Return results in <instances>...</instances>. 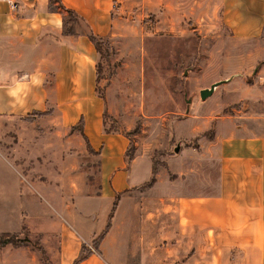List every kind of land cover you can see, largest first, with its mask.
Instances as JSON below:
<instances>
[{
  "label": "crops",
  "instance_id": "1",
  "mask_svg": "<svg viewBox=\"0 0 264 264\" xmlns=\"http://www.w3.org/2000/svg\"><path fill=\"white\" fill-rule=\"evenodd\" d=\"M14 1H0V233L28 240L0 245V264H44L33 243L49 264H264V0H217L233 108L187 147L199 155L158 172L103 130L95 91L86 33L108 36L127 0H59L86 28L70 34L46 0Z\"/></svg>",
  "mask_w": 264,
  "mask_h": 264
},
{
  "label": "rangeland",
  "instance_id": "2",
  "mask_svg": "<svg viewBox=\"0 0 264 264\" xmlns=\"http://www.w3.org/2000/svg\"><path fill=\"white\" fill-rule=\"evenodd\" d=\"M216 3L127 0L112 7L110 34L97 43L95 91L103 103V130L123 134L126 154L149 158L154 172L168 171L170 162L175 171L177 162L199 155L187 147L206 143L215 117L233 108L223 99L224 84L204 99L198 95L235 62ZM55 7L46 0V10ZM63 29L66 34L86 30L82 22ZM84 150L89 152L86 145ZM90 156L81 168L94 189L97 166Z\"/></svg>",
  "mask_w": 264,
  "mask_h": 264
},
{
  "label": "trees",
  "instance_id": "3",
  "mask_svg": "<svg viewBox=\"0 0 264 264\" xmlns=\"http://www.w3.org/2000/svg\"><path fill=\"white\" fill-rule=\"evenodd\" d=\"M55 2L56 7L55 9H52V11H57L59 13L67 14L68 17L67 18H63L62 20V27L64 28V26H72L76 23H78L80 17H78L72 10L65 8L63 5H61L59 0H52ZM65 31V30H64ZM87 38L90 40V42L93 44L94 48L97 51V43L99 42V40H102V37H98L96 35H94L91 31H88L86 33ZM96 73H97V69H96ZM75 126H79V129H82V119L80 118L78 120V122L75 124ZM89 152H92L91 149H89ZM127 157H129L126 154ZM130 158V157H129ZM108 225V222H107ZM28 239L26 237H18L17 234L15 233H0V245H3L5 243H12V244H17L19 242H25ZM36 250L40 253V255L42 256V260L44 264H49L46 260V258L44 257V253L43 250L40 246L36 245ZM84 256V253H80L72 262V264H75L78 260H80L82 257Z\"/></svg>",
  "mask_w": 264,
  "mask_h": 264
},
{
  "label": "water",
  "instance_id": "4",
  "mask_svg": "<svg viewBox=\"0 0 264 264\" xmlns=\"http://www.w3.org/2000/svg\"><path fill=\"white\" fill-rule=\"evenodd\" d=\"M234 76H235V74H231L226 78L219 79V80H216V81L210 83L208 87H204V88L199 89V91H198L199 98L204 99V98L208 97L213 92V90L216 86L230 81ZM189 101H190V99H186V103H189ZM187 111H188V107L185 108V112H187ZM177 150H178V145H175V147L173 148V151L176 152Z\"/></svg>",
  "mask_w": 264,
  "mask_h": 264
},
{
  "label": "built area",
  "instance_id": "5",
  "mask_svg": "<svg viewBox=\"0 0 264 264\" xmlns=\"http://www.w3.org/2000/svg\"><path fill=\"white\" fill-rule=\"evenodd\" d=\"M0 1L5 2L11 9H14L16 7V3L14 0H0ZM89 247L92 249L91 246Z\"/></svg>",
  "mask_w": 264,
  "mask_h": 264
},
{
  "label": "clouds",
  "instance_id": "6",
  "mask_svg": "<svg viewBox=\"0 0 264 264\" xmlns=\"http://www.w3.org/2000/svg\"><path fill=\"white\" fill-rule=\"evenodd\" d=\"M9 94L12 95V96H15L16 95L15 91H10Z\"/></svg>",
  "mask_w": 264,
  "mask_h": 264
}]
</instances>
